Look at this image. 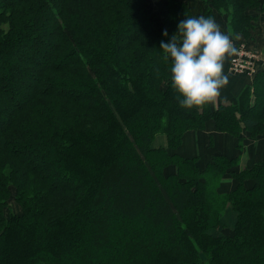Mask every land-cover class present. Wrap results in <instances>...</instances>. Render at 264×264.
<instances>
[{"label": "trees", "instance_id": "16d2710c", "mask_svg": "<svg viewBox=\"0 0 264 264\" xmlns=\"http://www.w3.org/2000/svg\"><path fill=\"white\" fill-rule=\"evenodd\" d=\"M164 7L158 28L147 0H0V264H264V159L238 172L171 151L207 121L264 129V69L232 104L186 109L160 49L189 17L247 35L264 0ZM227 204L231 233L213 235Z\"/></svg>", "mask_w": 264, "mask_h": 264}, {"label": "clouds", "instance_id": "9594fccd", "mask_svg": "<svg viewBox=\"0 0 264 264\" xmlns=\"http://www.w3.org/2000/svg\"><path fill=\"white\" fill-rule=\"evenodd\" d=\"M160 49L165 60L171 59V86L183 97L181 107H214L229 82L224 63L237 52L231 35L212 17H189L178 23L169 42L161 41Z\"/></svg>", "mask_w": 264, "mask_h": 264}, {"label": "crops", "instance_id": "0c3cea01", "mask_svg": "<svg viewBox=\"0 0 264 264\" xmlns=\"http://www.w3.org/2000/svg\"><path fill=\"white\" fill-rule=\"evenodd\" d=\"M220 29L222 30L223 28L220 27ZM228 64L229 59L224 63V74L227 76L229 82L225 88L221 89L220 99L217 104L214 107L211 105L213 109H216L219 105L232 104L244 88L252 84L253 78L232 73V76L228 75ZM166 142L167 140L164 135H157L151 146L153 148L166 147ZM181 142L177 153L185 158H194L199 168H205L212 156H224L236 159L237 164L233 167V171L238 172L243 169L252 168L253 165L264 159V135L258 138H250L246 132H242L240 137H235L229 133L217 131L212 121H207L201 130L186 132L182 136ZM170 171H174V168L167 170V172ZM228 183L230 184V182L223 183V186L218 187V191L226 192L227 189H224V184ZM232 188L233 186L227 191L232 190ZM227 212L231 214L230 208L225 210L223 214L224 219ZM231 215L232 218L229 220L233 224L235 215Z\"/></svg>", "mask_w": 264, "mask_h": 264}, {"label": "rangeland", "instance_id": "374dc122", "mask_svg": "<svg viewBox=\"0 0 264 264\" xmlns=\"http://www.w3.org/2000/svg\"><path fill=\"white\" fill-rule=\"evenodd\" d=\"M181 1L187 2L190 5V7L192 8V11H194L193 14L198 15V13H196V12H198V10L196 8L200 4V0H181ZM167 2H168V0H147V11L153 15L154 23L158 28L161 27L162 18H164L163 14L165 13L164 5H166ZM261 8L262 7L256 8V9H247V11L251 14V16H255L254 17L255 19L252 20V23H251L254 28L247 35L242 34V33L233 32L229 26V21H228V18H227L225 13H222V14H216L215 13L216 16L214 17V20L221 28L225 29L224 31H222L223 30L222 29L221 30L222 32H224L225 34L231 35V38H232L234 44L235 43H243L244 45L249 47V49H254L256 52L258 51L260 54H262L264 56V13L262 12ZM236 37H239V39H236ZM28 56L31 58V57H33V54H29ZM41 57L42 56H39V58L36 60V62L42 63L43 59ZM32 74H33V72L21 73L20 79L23 80L27 84L28 83L32 84V82L30 80V77ZM227 74L232 76V74L229 73V71ZM252 78H254V77H252ZM224 133H226V132H224ZM254 135L255 136L253 138L261 137L262 135H264V129H259L256 132L254 131ZM166 143H168V142H166ZM181 143L178 145V147L171 149V151L174 153H177V150L181 146ZM240 144H241V142H240ZM236 164H237V160H236V162H234L232 167L236 166ZM226 181L230 182V184L229 183L224 184V189L229 190L231 188V186H235V181L232 179V177L227 175V173H225L223 175L221 181L219 182L220 186L218 185V187L223 186V183H227ZM227 190H226V192H219V194H222V195L227 194L229 192ZM11 191H12V195L9 198V202L7 204V207L4 210L6 216H9V214L18 213L20 211V207L15 202L14 188L13 187H12ZM227 208H230V210H231L230 213L233 214V216L235 215L234 219H233V224L229 220L230 218H232L231 214H228V212H227L225 219L223 218L224 215L222 214V217L220 219L221 220V222H220L221 226L219 228L215 229V231L211 232L213 235H219V234L223 235V233L224 234H230L231 233L229 231H231V229L234 226V222L236 221V218H237V214H236L237 212L234 211L232 209V207H230L228 204L226 206V209Z\"/></svg>", "mask_w": 264, "mask_h": 264}, {"label": "built area", "instance_id": "2783aa9c", "mask_svg": "<svg viewBox=\"0 0 264 264\" xmlns=\"http://www.w3.org/2000/svg\"><path fill=\"white\" fill-rule=\"evenodd\" d=\"M237 52L229 58L228 71L234 75L254 77L264 69V56L254 49H249L243 43L234 44Z\"/></svg>", "mask_w": 264, "mask_h": 264}, {"label": "bare ground", "instance_id": "6f19581e", "mask_svg": "<svg viewBox=\"0 0 264 264\" xmlns=\"http://www.w3.org/2000/svg\"><path fill=\"white\" fill-rule=\"evenodd\" d=\"M259 47V46H258ZM257 48V47H256Z\"/></svg>", "mask_w": 264, "mask_h": 264}]
</instances>
